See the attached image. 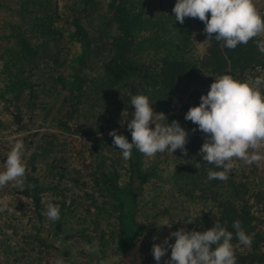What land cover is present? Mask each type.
<instances>
[{"label": "trees", "instance_id": "16d2710c", "mask_svg": "<svg viewBox=\"0 0 264 264\" xmlns=\"http://www.w3.org/2000/svg\"><path fill=\"white\" fill-rule=\"evenodd\" d=\"M175 3L0 0V135L28 129L37 115L44 117L40 110L60 97L63 110L51 123L65 133L89 137L70 136L77 145L71 147L64 134L42 131L40 142L26 158L25 189L9 185V191L28 204L19 233L22 246L34 249L43 264L56 249L46 239L47 232L42 233L46 221L52 224L50 234L63 230L68 210L74 211L79 204V215L86 223L64 232L61 239L93 235L105 244L112 241L123 264H156L151 252L154 243L181 227L204 231L217 221L234 234L237 264H264V172L258 163L249 166L238 160L227 181L209 180L210 169H222L201 161L198 153L205 135L199 130L193 133L197 125L184 119L216 77L228 74L241 82L264 77V54L256 44V39L264 37L230 50L223 41L206 40L205 25L198 18H185L183 24L176 21ZM257 9L264 15V8ZM137 94L148 96L154 112L164 113L169 124L176 120L189 132L187 156L176 150L148 158L134 148L132 159L124 160L110 144L108 128L112 126L121 127L131 142L127 123L134 112L131 97ZM83 109L87 115L81 114ZM90 115L94 123H85ZM13 138L11 142L18 139ZM11 142L0 140V171ZM63 142L68 147L61 152ZM85 142L92 161L80 155L79 147ZM102 147L113 150L104 153ZM49 150L55 153L44 161L45 167L37 166L43 162L37 156ZM46 167L48 184L43 182ZM69 185L78 192L67 194ZM47 188L55 198L50 202L60 210L55 222L43 214L47 198L42 191ZM13 209L12 218L18 217ZM102 214L107 232L99 226ZM190 215L197 220L185 225L183 220ZM236 220L252 237L250 246L235 238L232 224ZM170 253L169 249L160 264Z\"/></svg>", "mask_w": 264, "mask_h": 264}, {"label": "clouds", "instance_id": "9594fccd", "mask_svg": "<svg viewBox=\"0 0 264 264\" xmlns=\"http://www.w3.org/2000/svg\"><path fill=\"white\" fill-rule=\"evenodd\" d=\"M175 19L183 24L185 18H198L204 23L207 39L223 41L230 50L247 45L250 40L264 37V15L257 9L255 0H176L172 9ZM210 14V16L208 15ZM257 49L264 54V39H256ZM264 77L241 82L231 75L216 77L206 95L200 96L198 106L188 109L184 119L197 125L191 131L206 134L198 155L204 162L221 171L209 170L208 179L227 181L234 167L233 161H243L251 166L264 160ZM134 108L127 130L131 142L116 130L109 132L112 143L120 150L124 160H131L133 149L143 156L154 158L158 153L180 150L187 156L189 132L172 120L169 124L164 113H156L149 97L137 94L131 97ZM154 125V127L150 126ZM24 144L16 139L7 153L4 170L0 171V189L10 183L20 191L25 189L27 166L23 159ZM198 164V163H196ZM28 187H35L29 184ZM52 199H55L54 197ZM12 212L6 203L0 212ZM46 217L55 222L60 219L59 206L47 203ZM195 215L187 216L184 224L196 222ZM171 227V224H163ZM235 238L240 244L250 246L252 237L246 234L241 222L232 224ZM174 238V243L169 240ZM233 232L219 221L204 231L184 227L170 232L151 252L160 264L161 258L171 250L164 264H237L232 240ZM157 237H153L156 240Z\"/></svg>", "mask_w": 264, "mask_h": 264}, {"label": "rangeland", "instance_id": "374dc122", "mask_svg": "<svg viewBox=\"0 0 264 264\" xmlns=\"http://www.w3.org/2000/svg\"><path fill=\"white\" fill-rule=\"evenodd\" d=\"M255 4L256 7L264 8V0H255ZM51 96L53 99L54 98L53 93H51ZM58 100H60V97L58 98L56 97L55 99H53V102H48L49 104L45 106L44 110L41 109L42 111L40 110L39 112L40 115L41 112H45L43 113L44 117L41 119V117L37 115L35 118V122L32 125H30L28 129H25L24 131L18 134L4 133L3 135H0V140H2L4 143H10L14 139L13 138L14 136H17L18 139L22 140L24 144L23 159L26 162V158L30 154V151L34 148V145L40 142L39 137L41 136L42 131L50 135L51 133H53L55 136L64 134L67 140L70 141L69 145L71 147H76L77 145H76V140L72 139L71 141L70 136L76 137L78 139L82 138L83 140L88 139L89 137H87V135L83 136L78 133L75 134L65 133L61 131L60 127L55 126L51 123L52 122L51 120H54L55 117L60 116L61 111L63 110L61 108L60 103L58 104ZM94 110L95 107L93 108V112ZM82 113L86 115L88 114V112H85V109L81 111V114ZM90 116L91 119L87 120L85 123H90L92 120L93 121L91 123H94V118H95L94 115H90ZM108 129L116 130V131L121 130V134H124L122 132L121 127L112 126V128H108ZM200 133L202 135H206L201 131ZM47 139L48 137L45 138V140ZM51 139H53V137ZM28 140H30V142ZM112 140L113 139L111 138L110 144L112 143ZM59 142L60 139H58V143ZM87 144L89 143L85 142L84 146H82L83 148L79 147L81 149L80 155H82V157L86 156V158L91 160L90 155L87 154V150L85 148ZM59 146L63 148L61 152H64L67 149L68 144L66 142H63L60 143ZM106 148L102 147L101 151L103 150L102 152L104 153H110L113 150V147H111L110 149H106ZM54 150L56 149L54 148ZM54 153L55 152L53 150L42 152V154L38 153L39 155L37 156V158H40V160H43V162L42 163L38 162L37 166H40L42 164V166L45 167L44 161L45 162L48 161L50 156L53 155ZM3 159H5V157L1 158V160ZM69 161L72 162L71 157L69 158ZM233 164H235V161H233ZM258 164L261 167L260 170L262 169V171L264 172V160L260 161ZM40 169L42 168L40 167ZM44 170H45V176L43 182H47L48 184L49 173L47 172V167L44 168ZM9 185L12 184L10 183ZM9 185L3 189H0V204L6 203L9 207L16 208L14 212V216L18 215V217L12 218L13 211L0 212V263L1 264H43L44 262L43 258H40V256L35 252L34 249L30 250L26 244L22 246L23 238L19 235V233L22 230V226H24V222H25L24 211H27L28 204L25 198L19 196L16 193L12 194V192L9 191ZM72 190L74 192H78L75 191L76 188L72 189V187L69 185L66 193L70 195ZM42 192H43V197L47 198L45 199L47 203L48 201L50 202V200L53 198L52 190L50 188H47V189H43ZM78 198L79 200H81L80 197ZM74 208H75L74 211L73 209L68 210L65 217L66 224L64 225L63 230L58 231L57 233L50 234L52 230L51 228L52 224L48 223V221H46L45 223L46 225H44V227L42 228L43 234L47 232L46 239L56 248L54 249V255L50 258L47 264H123V261L119 256V253L114 251L113 249V245H114L113 242L107 241V243L105 244L100 242V239L98 241V239H96L97 236L93 237V235H91L94 233V231H91L89 233L91 235L90 237L87 238L83 237V239H77L71 236L65 239H61L62 234L64 232H71L74 226H82L86 223V221L81 220L82 216L79 215L81 212V204H79ZM99 220H100L99 226L106 229L107 232V228L104 224L106 220V215L102 214V216L99 217ZM13 226L14 228L16 227L15 230L13 229ZM15 249H17L18 251H16ZM20 256L22 257V259L18 260Z\"/></svg>", "mask_w": 264, "mask_h": 264}]
</instances>
